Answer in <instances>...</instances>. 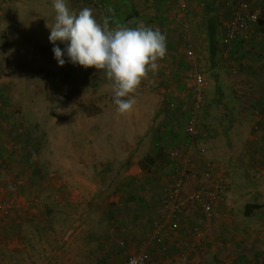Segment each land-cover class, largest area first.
<instances>
[{
	"label": "rangeland",
	"instance_id": "rangeland-1",
	"mask_svg": "<svg viewBox=\"0 0 264 264\" xmlns=\"http://www.w3.org/2000/svg\"><path fill=\"white\" fill-rule=\"evenodd\" d=\"M106 1L66 3L76 13L90 7L97 21L102 23L107 17L112 29L124 22L118 16L114 19ZM140 1L132 0L140 8L128 14V21L133 18L134 24L142 20ZM245 2L247 13L259 7L256 0ZM236 3L237 0H175L172 15L179 25L174 31L169 26L161 28L174 46L158 61V70L150 71L142 80L134 93L133 110L119 115L111 82L102 71L73 65L66 54L63 67L55 60L54 45L48 39L49 28L55 22L53 0H0V152L5 150L0 156V168L6 171L19 163L22 170L15 177L23 180L18 179L10 188L12 198L8 201L19 202L22 208L3 221L0 237L6 244L10 238L16 244H45L49 246L50 263L54 264L58 250L78 233L82 236V264H124L143 253L155 264H167L168 257L174 255L167 241L156 245L150 235L143 236L151 232L156 208L155 215H142V183L127 184L128 194L125 190L119 193L121 183L130 182L122 180L124 171L135 173L137 166L136 173L140 174L144 161L150 170L155 171V163L166 168L163 149L169 147L167 137L158 157L144 160L142 139L131 137L143 127L142 120L133 117L138 110L142 113L139 104L144 100L145 118L149 119L146 128L152 123L158 133L176 132L179 147L184 145L188 153L190 145L195 148L194 154L200 157H194L200 162L198 166L205 167L203 171L195 169V181L210 172L215 177L227 176L230 183H251L252 171H256L258 178L253 182L264 183V156L260 152L264 141L251 144L250 140L255 133L264 132V113L258 111L262 122L257 123L233 122L231 117L233 111H240L239 101L250 102L251 93L243 94L242 87L245 89L251 72L242 73L243 69L257 64L259 71L251 79L260 78L264 83V17L238 40V48L219 45L215 65L210 57V20L217 21V31L219 26L223 28L232 20ZM55 46L62 50L66 47L59 41ZM184 46L185 50H181ZM194 61L207 80L204 108L197 118L199 137L191 139L185 130L195 99ZM173 85L182 86L179 98L173 93ZM256 95L264 101V91ZM177 101L179 108L175 109ZM251 148L256 152L251 153ZM179 149L169 161L173 166L180 153L182 157L186 155ZM171 153L166 155L171 157ZM138 155L141 160L132 163ZM26 176L32 183L29 190L21 185ZM91 183H98V188ZM228 198L229 195L225 202ZM238 223V233L226 230L222 236H215L212 222L210 235L197 244L185 238L191 236V230L185 237L178 235L188 250L184 264H264V211L252 218L251 225L245 220ZM205 225L199 219L196 227ZM252 228L257 230L249 231ZM17 254L6 252L4 256L12 259Z\"/></svg>",
	"mask_w": 264,
	"mask_h": 264
},
{
	"label": "crops",
	"instance_id": "crops-1",
	"mask_svg": "<svg viewBox=\"0 0 264 264\" xmlns=\"http://www.w3.org/2000/svg\"><path fill=\"white\" fill-rule=\"evenodd\" d=\"M257 1V9L254 8V12H258L260 14L259 16V20H262L261 17H264V0H256ZM107 4L109 5V8L107 10L112 11L114 16V19L117 20V16L118 18L124 22L123 24H117V25H125L129 28H136L138 26H140L141 24H143L146 27H150L154 26L155 28H159V30L161 31V28H165V26H169V28L171 27L174 31V28L178 27L179 24H177V22L175 21V15L173 16V11L175 10L174 7V2L175 0H141V5H142V20L141 19H137L139 20L137 23H133V18H131L128 21V18H130V16L128 15L129 13H132V11L134 10H138L140 7H135L134 3L132 2V0H123V3H119L113 0H107L106 1ZM116 2V3H115ZM119 3V4H118ZM118 4V5H116ZM137 5V4H136ZM184 11H186L185 9H187V4L184 3ZM122 12V13H121ZM123 18H122V17ZM177 16V15H176ZM115 20V21H116ZM136 20V21H137ZM132 21V22H130ZM130 22V23H129ZM142 22V23H141ZM259 22V21H258ZM163 27H162V25ZM258 24V23H257ZM219 26L218 31H217V41H218V46L219 45H230L233 48H236L239 43L241 41L240 38L227 43L225 40V29L226 27L223 26V28ZM170 41V38H166V43H167V50H169V47H173L174 44H172ZM173 42V41H172ZM228 46V48L230 47ZM238 48V47H237ZM168 54V52H167ZM179 55V54H177ZM195 60V59H194ZM195 63V61H194ZM257 65V64H256ZM256 65H250V66H246L245 69H243L242 73L244 72H251L250 75L248 77V79L245 81V89L244 87H242V93H251V98H250V104H246L242 101H239L240 105H239V110L240 111H233L231 114V117H233L234 119L232 120L233 122H240L242 121L244 122H253V123H257V122H262L260 119V114L258 113V111H262L264 113V101L258 98V95H256V93L258 92H263L264 91V83H261V79L259 78L257 79H251V77H253L256 72H258V68ZM199 70V69H198ZM200 72V71H199ZM247 72V73H248ZM206 76H205V85H206ZM174 87V91L173 93L176 92L177 98H179V94L182 93V86H176L173 85ZM206 87H204L205 89ZM194 94V98H195V93ZM254 96V97H253ZM206 97V94H205ZM184 103L185 98H184ZM145 102V103H144ZM180 102V100H179ZM182 102V100H181ZM178 101L175 103L176 106L175 109L179 108V105L177 104ZM145 104L146 101H142V103L139 104V107L142 106V113L137 112V114L133 117L136 118L138 120H142V128L140 131L137 132V134H132L131 137L132 138H140L142 139V160H144L146 157L150 156L151 158H155L158 157V155L160 154L161 151V146L163 145V140L165 139L164 137H167V139H169V147H167V149H163L165 150V158L163 159V161H166V168L165 166H158V164H154L156 166L155 171L154 170H150L146 167L147 163L146 161H144V163H142V173H136L138 167L135 166L134 169L136 170L135 173L132 171H124L123 175H122V180H130V182L128 181V183H121L122 185L119 186V193L120 194H124V190L127 184L134 186V184L136 183H142V215H155L154 210L156 208V215H155V219H158L160 216V211H161V201L163 198V189L164 186L170 182L172 179V174L173 171L180 167V166H189L192 170V173L189 176L188 179V183L190 184V189H192L195 184V177L193 172L196 170H201L203 171L205 169L201 168V166H198L199 162V156L198 154H194L195 151H193L195 148L193 146H189L191 148V150L189 151V153L187 152V149L184 147V145H181V147H179L180 145L178 144V142L176 141V136L177 133L174 132L173 134H168V132L166 133H158L153 127L152 123L151 125L146 128V123L149 122V119L145 118ZM235 104V103H234ZM237 105V104H235ZM159 108V106H158ZM192 109V107H191ZM190 109V111H191ZM161 140V141H160ZM250 140H251V144H253L254 142H259V141H264V132H257L255 133V135L250 136ZM261 144V143H260ZM264 145V144H263ZM179 152H183V154L185 155V157H182V153H180L181 157L179 159H177L174 163L169 162L171 161L170 159H173L171 157H168V153L172 152L174 155V152L177 150ZM193 149V150H192ZM167 150V151H166ZM169 151V152H168ZM176 151V152H177ZM251 153L253 151L256 152L255 149H250L249 150ZM248 151V152H249ZM193 152V153H192ZM261 155L264 156V147L263 149H261ZM5 153V150H3V153L0 152V156ZM9 154V153H8ZM176 154V153H175ZM10 156L13 155V153L11 152L9 154ZM195 155V156H194ZM194 157H198V159L194 158ZM2 158V157H0ZM3 161H1V163L4 162V159H2ZM11 160V158H10ZM125 160V159H124ZM129 160V158L127 159ZM141 158L139 159V155L137 158H133L132 159V163L138 162L140 161ZM154 160V159H151ZM164 161V162H165ZM180 164V165H178ZM1 165V164H0ZM162 165V164H161ZM158 166V167H157ZM22 170V167L19 163L14 164L10 167H8V169L6 171H2V169L0 168V201L4 200V201H8L11 200L12 196L9 193L10 192V188L15 186V183L18 179H20V181L22 182V177H15L17 176L18 172ZM204 175V174H203ZM29 176V175H28ZM258 174H256V171H252V182L251 183H231V188H230V193H229V198L228 200L224 203V204H220L219 206L216 207V215H215V219H214V226H213V235L215 236H222L223 234L226 233V230L228 232V230H230V232H235L238 233L239 232V221L241 220H245V222H248L250 224L252 218L256 215L261 213L262 211H264V183H254L253 180H256L258 177ZM200 177V176H199ZM257 177V178H256ZM125 178V179H124ZM15 179V180H14ZM24 182L21 184L23 186V189L27 188L28 190L31 189V184L32 183H28L29 181V177L27 180V176L24 177ZM92 179V178H91ZM96 179V178H94ZM84 181V179H83ZM20 184V183H19ZM84 184V183H83ZM89 184V183H87ZM113 184V183H111ZM17 185V184H16ZM91 185H94L95 188H98V183H91ZM18 187H22L17 185ZM91 187V186H90ZM16 191V190H15ZM126 191V190H125ZM126 193L128 194V191H126ZM17 196V194H15ZM95 197V196H93ZM130 201V200H128ZM242 201V203H241ZM248 205H256L258 206V208L253 210V213L251 216H246L245 212H246V207ZM28 215V214H26ZM201 219L200 215H196L194 218L189 219L188 221H186L183 224V228L180 231L181 236L185 237L186 233L189 234L191 228L190 227H196L198 220ZM8 219H6L7 221ZM202 220V219H201ZM13 223H10L9 225H11ZM204 224V221H203ZM225 224V225H224ZM251 225V224H250ZM225 226V227H224ZM228 226V228L226 227ZM188 230H187V229ZM264 229V227H263ZM215 230V231H214ZM221 230H224L222 232H220ZM253 231V230H257V229H249V231ZM151 232L147 233L146 235H143L144 237H149L151 240L153 239V235H154V228L153 225L151 224ZM262 231V230H261ZM260 231V232H261ZM252 235V232L250 233ZM28 237H31V234L27 233ZM48 235H50V233L48 232ZM78 233L74 234V237L69 238L68 242L65 244H63V246L58 250L57 253V261L54 262V264H82V254L80 255V253H82L83 251V245H82V236L79 235L77 236ZM147 237V238H148ZM164 238V239H163ZM172 238L173 237H167L166 235L162 236V241H164V243H168V247H169V251H172V254L177 253V250H175L174 248V242L172 243ZM188 241H191V236L189 237L187 235V237H185ZM154 242V244H162L163 242ZM4 242V243H3ZM8 243L10 245H8ZM44 243V242H43ZM155 245H153L154 247ZM6 247V250H4ZM156 247V246H155ZM160 247L157 248L160 251ZM173 248V249H172ZM172 249V250H171ZM156 250V248H155ZM156 250V251H158ZM6 252H10L11 254L15 255V253H18L16 255V257L14 256L12 259H7L4 256V253ZM77 254H79L80 256H78ZM26 257V259H25ZM24 259V260H23ZM263 263V262H262ZM0 264H51L50 263V250H49V246H46L45 244H40V243H34L32 244L31 242H27V243H19L16 244L14 239H9L7 240V244L5 241L2 240V237H0ZM155 264V263H154ZM167 264L169 263V257H168V261Z\"/></svg>",
	"mask_w": 264,
	"mask_h": 264
},
{
	"label": "clouds",
	"instance_id": "clouds-1",
	"mask_svg": "<svg viewBox=\"0 0 264 264\" xmlns=\"http://www.w3.org/2000/svg\"><path fill=\"white\" fill-rule=\"evenodd\" d=\"M54 24L48 37L58 65L64 56L73 65L102 71L111 82L117 113H130L136 99L134 93L149 72L155 73L167 55L166 36L159 29L143 24L136 28L117 25L110 29L109 20L97 21L93 9L84 7L78 13L70 10L66 0H53ZM57 41L65 49L55 46Z\"/></svg>",
	"mask_w": 264,
	"mask_h": 264
},
{
	"label": "built area",
	"instance_id": "built-area-1",
	"mask_svg": "<svg viewBox=\"0 0 264 264\" xmlns=\"http://www.w3.org/2000/svg\"><path fill=\"white\" fill-rule=\"evenodd\" d=\"M247 10L248 5L243 0H239L234 8L232 20L225 26V40L227 43L238 38H244L250 33L252 27L258 23L260 14L258 12L247 13ZM181 50H185V46ZM189 56L194 59L192 53H189ZM193 68L195 99L191 109L190 124L185 130V134L190 138L199 136L197 118L203 110L206 100L204 94L205 76L199 72L196 63H194ZM173 156V153H171V158ZM191 173V168L189 166L185 167V165L173 171L172 180L163 189L160 216L152 223L154 228L152 241L160 243L163 235L173 237L174 248L177 253L169 257L170 264H184L186 261L188 250L183 247V240L178 236L182 224L196 215H200L206 225L201 229L198 227L192 228L190 234L194 243L197 244L203 241L210 235V228L216 215V207L225 202L231 188L227 176L215 177L209 172L196 178L195 186L190 189L188 179ZM21 208L22 204L19 202L13 200L0 201V231L4 226L3 221L14 211ZM124 264L154 263L150 261L147 254L143 253L130 257Z\"/></svg>",
	"mask_w": 264,
	"mask_h": 264
},
{
	"label": "trees",
	"instance_id": "trees-1",
	"mask_svg": "<svg viewBox=\"0 0 264 264\" xmlns=\"http://www.w3.org/2000/svg\"><path fill=\"white\" fill-rule=\"evenodd\" d=\"M238 1L239 0H237V3H238ZM243 1L245 2V0H243ZM207 10H208V12H211V9L207 8ZM233 11H234V9H233ZM208 37H209L210 57H211L212 65H215V59H216L217 53H218L217 21L215 20V18H212L210 20V23H209V26H208ZM187 137H189V136H187ZM196 138H191V139H196ZM256 208H258V206H256V205H248L246 207L245 215L248 216V217L251 216L252 213H253V210L256 209Z\"/></svg>",
	"mask_w": 264,
	"mask_h": 264
}]
</instances>
